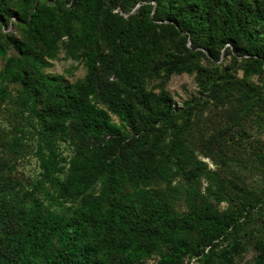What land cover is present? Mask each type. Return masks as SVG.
<instances>
[{
    "label": "trees",
    "instance_id": "trees-1",
    "mask_svg": "<svg viewBox=\"0 0 264 264\" xmlns=\"http://www.w3.org/2000/svg\"><path fill=\"white\" fill-rule=\"evenodd\" d=\"M0 61V264H264V0H0Z\"/></svg>",
    "mask_w": 264,
    "mask_h": 264
},
{
    "label": "rangeland",
    "instance_id": "rangeland-1",
    "mask_svg": "<svg viewBox=\"0 0 264 264\" xmlns=\"http://www.w3.org/2000/svg\"><path fill=\"white\" fill-rule=\"evenodd\" d=\"M12 20L14 21L15 19L13 18ZM9 30L15 32V29L12 25L10 26ZM1 67H2V61H0V69ZM46 72L54 76H63L66 82H75L79 79L84 78L86 74L85 68L82 64L72 62L70 60H65L63 58V55H60L59 59L53 62V66L46 69ZM239 75L241 76L242 72H240ZM166 88H167V92L174 98L175 104L177 106H181L183 101L199 95L195 76L192 75H187V74L174 75L170 79ZM257 136H260L259 139H264V132L261 135L257 134ZM206 161L208 162L211 168L214 169L216 168V166L210 160H206ZM36 170H37V164L31 158L30 161L26 160L24 166H21L19 168V174L20 176L25 175V177H27L29 174H35ZM232 173L233 171L229 170V173L226 175L231 176ZM249 174H250L248 175L249 179H247L249 184L252 183V181L260 180L258 175L254 173H249ZM254 255L255 252L251 249L243 257L242 260L236 262L235 264H254L253 262ZM154 262L155 259H151L150 261H148L149 264H152ZM186 264H199V263H197L195 260H191Z\"/></svg>",
    "mask_w": 264,
    "mask_h": 264
}]
</instances>
